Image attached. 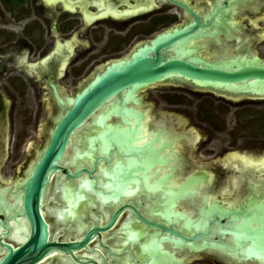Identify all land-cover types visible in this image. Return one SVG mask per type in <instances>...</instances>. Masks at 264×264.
<instances>
[{
	"label": "flooded vegetation",
	"instance_id": "af4514ba",
	"mask_svg": "<svg viewBox=\"0 0 264 264\" xmlns=\"http://www.w3.org/2000/svg\"><path fill=\"white\" fill-rule=\"evenodd\" d=\"M176 1L183 5L173 0H57L55 4H49L48 0H0V10H4V19L0 20V35H4L0 42V164L8 151H11V155L16 153L17 156L18 153L21 156L20 166L14 170L11 178L4 179L0 176V188L11 186L16 177L21 178L48 140L54 120L61 109L55 88L59 97L67 102L69 96H75L90 86L113 63L130 60L146 47L153 48L155 39L163 34L167 36L174 35L175 30H191L187 37L179 38L162 51L170 57L184 56V50L193 49V52L186 54V59L203 57L217 61L245 58L250 61L257 57L264 61V0L247 1L240 8L234 27L231 26L233 4L240 0H221L220 3L218 0ZM198 22L201 26H196ZM260 44L261 47L258 46ZM122 96L124 98V94ZM136 98V101L129 100L127 104L143 114L142 125H137V128L144 129V117L148 114V127L152 136L145 142L140 141L141 138L135 140L132 145L148 146L154 140L157 148L162 147L160 155L164 162L155 164L149 173L158 178L171 173L172 176L164 181L166 187L179 188L194 175L202 177L200 181H193L187 187L186 194L177 198L172 211L183 212L201 225L204 220L208 221L207 224L196 229L179 215L168 219L165 215L168 206L164 202L171 198V193L161 189L147 190L141 181L144 192L134 195L135 191L131 196L121 197L119 204L114 201L102 202L93 196L97 198L99 206L89 208L84 218L85 227L78 233L74 228L68 229L59 212L51 213L49 204L45 203L44 211L52 235L60 241L67 238L79 240L91 227L97 224L104 226L112 214L129 202L152 222L170 227L190 239L196 235L199 238L191 241L180 239L164 229L146 224L131 208L126 207L111 229L100 231L89 242V249L75 253L82 262L67 255L55 254L40 264H64V257L70 258L72 264H192L205 260L208 264H264L262 259L244 258L242 254L249 250L250 242H241L233 234L223 233L225 226H221L240 225L248 216L237 211L246 208L251 202L258 204V210L264 211L263 164L255 161L256 164L247 165L234 155H254L258 159L264 155V144L244 143L230 150L214 145L209 150L212 156L207 161L196 158L195 154L206 141L213 139L211 130L216 134L222 133L219 131L228 123L225 116L231 112L234 104L241 100L264 102V95H240L202 89L192 81L173 79L138 89ZM120 100L114 98L107 102L72 135L64 162L73 171L78 165L67 163L75 153L71 146L72 139H75L76 134L83 135L86 144L78 150H91L89 137L104 129L98 121L95 122L96 119ZM160 104L161 109L155 114V107ZM17 105L21 107L20 116L15 114ZM193 106L197 109L194 111L196 117L189 112V108ZM44 107L50 109L51 114L47 120L40 121ZM27 110L34 113L37 140L26 139L31 129H27L30 123L22 118V113L25 114ZM8 112H11L10 116H7ZM221 112L225 113L224 117ZM246 112L254 117L253 124L258 128L256 130L264 137V110L253 114L248 110ZM18 120L20 127L17 125ZM131 122L132 127L136 125L134 118ZM109 123L120 125L121 128L128 127L120 116H111L106 120V124ZM186 123H200L203 127L194 124L195 127L186 129ZM243 124L247 127L250 122ZM142 134L144 136V132ZM156 134L159 137L157 140L154 139ZM14 135L16 142L13 143ZM243 137L247 138L245 135ZM177 138L180 147L178 151L173 146ZM115 147L121 156L113 154L112 163H107L102 158L99 160L95 171L99 180L106 181L104 172L112 169L117 162H126L129 157L121 148ZM98 153L96 157H109L107 152L99 150ZM86 158L89 159L88 156ZM171 158H178L184 163L178 184H173L177 171L169 167ZM92 163L78 167L92 168ZM164 165L167 171L158 175L159 168ZM211 176L212 179L209 180ZM61 177L62 174L55 176L46 198V202L49 200L52 206L58 205L55 198L60 200L63 194L56 193V189L63 186ZM154 177L150 178V182H154ZM81 181L82 179H78L75 183L79 185ZM200 185L205 191L200 201L193 204L186 197L195 193ZM153 199H157V207L151 208V211L142 208ZM110 202L113 205L107 210L104 205ZM229 211L231 214L226 213ZM221 213L227 216L221 217ZM233 215L238 216V220L233 219ZM251 224L253 227L261 226L259 221H252ZM209 226L211 230L208 231ZM12 234L13 229L9 239ZM155 240L158 243L156 245L152 243ZM147 247L152 249L148 250ZM154 247L172 254L174 258L152 255ZM115 248L121 251H116ZM127 255L131 261L125 259Z\"/></svg>",
	"mask_w": 264,
	"mask_h": 264
},
{
	"label": "water",
	"instance_id": "95a60500",
	"mask_svg": "<svg viewBox=\"0 0 264 264\" xmlns=\"http://www.w3.org/2000/svg\"><path fill=\"white\" fill-rule=\"evenodd\" d=\"M173 1L177 2L176 0ZM222 8L220 9L222 10ZM217 10L214 11V14ZM190 12L195 16L192 11ZM220 19L223 20L222 17ZM196 26H201V24L198 22ZM190 31L177 32L175 30L174 35L166 36L163 34L161 37H157L153 42V48L146 47L139 54L132 56L130 60L113 63L105 72L98 75L90 86L75 96H69L67 102L59 97L54 87L61 109L54 120V126L50 130L48 140L44 147L37 152L23 176L21 178L16 177L11 186L7 185L0 188V205L3 207L0 212V226L3 229L0 233V264H40L55 254L67 255L80 263L82 260L75 253L89 249V242L100 231L111 229L126 207L131 208L135 215L146 224L164 229L177 235L180 239L191 241L199 238L196 235L190 239L170 227L152 222L145 218L132 204L126 202L122 208L111 215L104 226L97 224L95 227H91L87 234L79 240H68L67 238L60 241L52 235L44 211L52 181L56 175L62 174L60 181L65 180L72 185V187L69 185L67 188H72V190L76 188L73 190L75 202L84 201L87 196L85 194L88 192L102 202H120L121 197L131 196L137 190L139 183L143 181L147 190L161 189L171 193V198L164 202L168 206L165 211L168 219L173 215H179L187 224L196 229L203 228L204 223L207 224L208 221L204 220L203 225H201L200 222H195L183 212L175 213L172 211L177 198L186 194L187 187L197 176L190 177L189 181L179 188H172L164 185V181L172 176L171 173L161 178L154 177L153 173H149L155 164L164 162L160 155L162 147L157 148L153 143L154 140L148 146L146 144L132 145L133 141L143 137L144 129L137 128V125L139 127L142 125L143 114L128 106L127 102L129 100L136 101L138 89L173 79H185L192 81L194 85L202 89H214L231 94H238L234 89L241 87L239 94L262 96L264 95V61H260L257 57H253L250 61L245 58L217 61L203 57H196L192 60L186 59V54L193 52V49L184 50L185 55L180 57H170L162 52L177 42L179 38L187 37ZM248 88L253 89L254 92L249 93ZM123 94L124 98H122ZM114 98L121 100L112 104L106 113L98 116V124L101 122L100 125L104 129L98 130L89 137V147L94 150L97 148L94 147L95 142L97 144L98 141H101L103 142L101 151L107 152L109 157L97 156L92 163V168L77 166L73 168V171L64 162L72 135L83 127L88 118L94 116L107 102ZM111 116L122 117L128 127L121 128L120 125L106 124V120ZM133 118L136 125L132 127L131 119ZM154 139H159L157 134ZM115 146L121 148L124 154L129 157L126 162H117L112 169L106 170L104 172L106 181L104 180V182L97 178L95 171L101 158L107 163H112L113 154L121 156ZM90 155L91 150L89 149L79 153L80 157H90ZM152 177L155 178L154 182H150ZM78 179H82L79 185L75 183ZM62 187L65 186L56 189V193H63L61 199L55 198V200L61 207L66 205L63 207V210L66 211L71 209L72 205L67 200H63L66 192L63 191ZM257 207L258 204L251 202L246 208L237 211L241 215L248 216L242 220L240 225L231 227L230 224H222L221 226H225L223 233L233 234L241 242H250L249 250L242 254L244 258L254 257L264 261V211L258 210ZM226 213L231 214L230 211ZM227 214L221 213V217H226ZM63 216H66V212ZM234 218L238 220V216L233 215ZM21 220L25 222L28 229L25 240L20 242L13 238V234L9 239L14 228L12 221L20 222ZM252 221H259L261 226L253 227ZM209 230H211V226L208 227ZM152 243L158 244L156 240ZM151 249L148 248V250ZM151 253L154 256L160 254L171 259L174 258L172 254L155 247Z\"/></svg>",
	"mask_w": 264,
	"mask_h": 264
},
{
	"label": "bare ground",
	"instance_id": "6f19581e",
	"mask_svg": "<svg viewBox=\"0 0 264 264\" xmlns=\"http://www.w3.org/2000/svg\"><path fill=\"white\" fill-rule=\"evenodd\" d=\"M220 1L221 0H218V3H220ZM247 1L249 2V0H240V1H236L233 4L234 7L232 9V14H231L232 15L231 16V19H232L231 26L232 27H234L235 23H237V21H238L237 20V14H238L240 8L243 7ZM55 2H57V0H48L49 4H55ZM263 20H264V17H263ZM230 34H231V31H230ZM201 38L202 37H200V39ZM191 44H193V43H191ZM246 56H248V54ZM241 89H242L241 87H236L234 89V91L238 92V94H239V92H241ZM247 90L249 93H251V91L254 92V90L251 88H248ZM240 95H244V94H240ZM97 121H98V118L96 119L95 122H97ZM100 124H101V122H100ZM143 127L145 129L144 130V136L140 139V141L145 142L146 140H148L150 138V136H152V132H149V127H148V114H146L144 117ZM85 144H86V140L84 139V136L76 134L75 139H72V141H71V146H72V148L75 149V151H74L75 153L67 160L68 164H76L78 166L79 165L81 166V165L87 164L88 162L92 163L93 160L95 159L96 155L99 154L98 152H99V150H101V146H102L103 142L98 141L97 144L95 142L94 147H97V148H94V150L91 149V155H90L89 159H87L86 156H81V157L79 156V153L81 152V150H78V149H81L82 147H84ZM173 146H174V150H176V151L179 150L180 147H179L178 138L174 140ZM234 155H235V157L241 158L244 162H245V160L251 161L252 165H254L253 163H255V161H258L259 163L263 164V166H264V163H262V162H264V155L262 157H258V159L255 158L254 155H250V156L246 155V154L240 155L237 153H235ZM169 162H170L169 167L171 166L172 170L177 171V173H175V175H174L173 184H178V180L182 175L181 170L183 168L184 163H182L181 160L178 158L177 159L171 158V160ZM166 171H167V169H166V166L164 165L163 167L159 168L158 175H161V174L165 173ZM211 179H212V176L209 178V180H211ZM61 183L65 186V187H62L63 191L66 192L64 194L65 197H63V200H67L68 203H70L72 205L71 209L64 211L63 207H65L66 205L61 207V205H59V203H58V205L52 206V205H50L49 200H48V202H46V204H49L48 208H49V211L51 213L57 214L59 212L61 220L67 224L68 229L72 230V228H74V231L78 233V232L82 231L85 227L84 218L88 214L89 208H91L94 205H96L98 207L99 203L97 204V201H96L97 198L90 196L88 193L85 194L87 196H86L84 201L75 202V199L73 196V190H75L76 188L73 190H72V188H67V186H69L70 184L67 183V181H65V180L61 181ZM70 186L72 187V185H70ZM77 189H78V187H77ZM84 191H87V190H84ZM204 191H205V189H203L202 185H200V187L197 189V191L195 193H190L186 198L189 200H192V203L195 204L197 201H200L202 193ZM142 192H144V189H143L142 184L139 183L138 188L136 190V193L134 192L135 194L134 193L133 194L134 195L141 194ZM84 193H86V192H84ZM53 198H55V195L53 196ZM151 201L152 202L150 204H148L147 206L143 205L142 208H144L147 211H149V210L151 211V208H155L158 206L157 205V199H153ZM116 203L119 204L118 201ZM111 205H113L112 202H110L108 205L105 204L104 207L107 206V210H108ZM2 208L3 207L0 205V212L2 211ZM162 209H163V207H162ZM3 210L7 211L6 209H3ZM64 212H66L65 217L63 216ZM12 225L14 226L13 238L20 241V242L21 241L23 242L26 238V232L28 230L27 226L25 225V222L23 220H21L20 222L12 221ZM64 228L65 227H63V229ZM2 231H3V229L0 226V233ZM132 243H134V241H132ZM117 249L118 248H115L116 251H121V250H117ZM125 254H127V252H125ZM230 255H233V254L231 253ZM118 256H121V255H118ZM125 259L128 261H131L129 259L128 255ZM64 264H72L71 259L68 257H64Z\"/></svg>",
	"mask_w": 264,
	"mask_h": 264
},
{
	"label": "rangeland",
	"instance_id": "374dc122",
	"mask_svg": "<svg viewBox=\"0 0 264 264\" xmlns=\"http://www.w3.org/2000/svg\"><path fill=\"white\" fill-rule=\"evenodd\" d=\"M4 19V10L3 8H1L0 10V20ZM1 33V32H0ZM4 36V35H3ZM0 35V42L4 39V37ZM259 47H261V44L258 45ZM262 46L264 47V43H262ZM1 81V80H0ZM1 84V82H0ZM221 101V100H220ZM216 102V101H215ZM219 102V101H217ZM217 105H219L220 103H216ZM235 107V108H234ZM161 109V104L158 105L157 107H155V114H158L156 112H159V110ZM20 110L21 107L19 105H17L16 110H15V114L19 115L20 114ZM189 112H191V116H197L196 115V107H190L189 108ZM221 110V109H220ZM219 110V111H220ZM246 110L250 111V113H254V112H259L261 110H264V102L262 101H249V100H241L240 102L236 103L233 105L232 110L229 114H227L225 116V118L227 119V125L226 127H224V129H222L221 134H216L214 130H211L210 132L212 133L213 139L211 138V140L206 141V144L201 147L198 148L196 150V158H199L201 160L207 161L210 159V157L212 156V152H209V150H212V147L214 145H219V146H223L226 149L235 147L237 145H241V144H253V143H258L260 144V142H262L264 144V137L260 134L259 130L257 126L253 123H255V119L251 114H248V112H246ZM195 111V112H194ZM11 112L7 113V116H10ZM222 113V112H221ZM51 114V110L44 107L41 114H40V121L41 120H47L49 118ZM188 114V113H187ZM223 117L225 113H222ZM214 115V113H213ZM20 116V115H19ZM218 116V115H217ZM246 117V118H245ZM22 118L23 119H27V122L30 123L28 124V128L27 129H31L29 130V132L27 133V141L28 140H37V131L35 129V120H34V113H31L30 110H27L24 114V112L22 113ZM213 118V116H212ZM19 121V120H18ZM250 122V124L247 125V127H245V125L243 124V122ZM240 122V123H239ZM208 124V122H206ZM197 125L198 127H203V125L200 123H186L185 128L186 129H191L193 127H195V125ZM240 124V125H239ZM17 125L20 127V121L17 123ZM22 125V124H21ZM235 126V127H234ZM207 129H205L206 131ZM18 131V128H17ZM246 136L247 138L243 137ZM12 142H16L15 140V135L14 138L12 140ZM216 142H219V144H215ZM12 143V145H13ZM200 144V143H199ZM208 150V152H205L204 150ZM12 152H13V148H12ZM21 162V156L17 153H12L11 155V151H8L5 155L4 161L2 162V164H0V176L1 178L4 179H9L11 178V176L14 173V170L16 168H18ZM202 180L201 176H197L194 181H200ZM192 264H208L207 260L203 261V262H194Z\"/></svg>",
	"mask_w": 264,
	"mask_h": 264
},
{
	"label": "snow or ice",
	"instance_id": "6c2138e0",
	"mask_svg": "<svg viewBox=\"0 0 264 264\" xmlns=\"http://www.w3.org/2000/svg\"><path fill=\"white\" fill-rule=\"evenodd\" d=\"M245 163H246L247 165H251V164H252V162H251V161H248V160H245ZM262 163H264V162H262Z\"/></svg>",
	"mask_w": 264,
	"mask_h": 264
}]
</instances>
